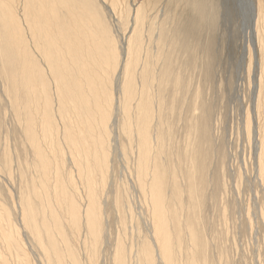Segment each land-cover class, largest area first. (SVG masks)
<instances>
[{"label":"rangeland","instance_id":"1","mask_svg":"<svg viewBox=\"0 0 264 264\" xmlns=\"http://www.w3.org/2000/svg\"><path fill=\"white\" fill-rule=\"evenodd\" d=\"M64 1L86 4L79 12L81 26L91 35L87 53L100 74L109 60L108 82L103 79L99 84L111 100V113L96 264H114L117 249L126 251V263L131 264L130 248L139 251L151 241L155 203L134 189L143 111L148 115L145 132L152 135L153 145L144 162L156 186L158 225L171 264H264V183L258 163L264 146V0ZM24 4L31 13L22 11ZM29 5L27 0L15 5L20 28L13 25L14 34L0 23V260L7 264H43L29 228H38L48 245L53 234L45 233L49 224L44 207L50 202L47 189L51 183L44 171L53 159L52 124L61 133L74 128L67 120L74 106L64 93L67 81L61 73L54 74V62L42 60L37 53L40 40L53 54L44 35L57 28L54 24L62 30L66 13L57 10L53 14V29L39 21L36 4ZM257 14L261 18L258 25ZM29 20H33V31ZM32 32H37L36 39ZM58 64L64 68L62 54ZM154 92L164 98L163 109L156 113ZM91 95L96 105L99 97ZM128 96L132 97L129 137L121 112ZM114 107L118 112L113 125ZM85 109V116L94 119ZM157 119L167 124L162 126L161 144L155 142L160 133ZM62 152L63 174L68 175L75 167L69 153ZM78 203L83 208L85 194L80 186ZM56 231L64 236L68 233L61 223ZM80 234L79 247L89 238ZM57 238L54 241L61 249ZM80 255L78 264H90L82 248ZM137 264L151 263L138 257Z\"/></svg>","mask_w":264,"mask_h":264},{"label":"bare ground","instance_id":"2","mask_svg":"<svg viewBox=\"0 0 264 264\" xmlns=\"http://www.w3.org/2000/svg\"><path fill=\"white\" fill-rule=\"evenodd\" d=\"M20 1L21 0H0V3L2 4L1 5L2 7L1 6L0 7L3 13L2 15L0 11L1 13L0 16H2L0 18V23L4 26H9V29L11 30L9 32H12V34H14V31L11 28L13 25H16L18 28H20L16 20V17L18 18L17 15L19 14L18 7L15 6L19 4ZM27 1H29L30 5H32L33 3L36 4V8L39 11V21L42 24H45L48 26L54 23L53 14H56L57 10H61L62 12L66 13L67 21L63 29L60 30V27H58L57 24H54L55 28L56 27L57 28L54 29L53 25H51V27L54 30L50 31L51 33L46 31L48 33L44 35L45 40L49 43V45H51L50 47L52 48L54 55L50 53L49 50L44 49L42 41H40L39 39H38L39 41L38 40H34V41L36 42L38 41L37 45L39 44V42H41L40 45L38 46V51H37L39 56H41V59L44 61H52L55 63L54 68L57 71L54 70L55 73L54 72L52 73L54 74L58 72L61 73L67 81L66 82L67 90L64 93L69 94L71 98L70 101H72V105L74 106L69 108L68 118L66 115L65 116L67 120L70 119L72 121V124H74L73 125L74 128L70 130L68 129L67 131L63 130L61 133L60 131L58 132V129H57V127L59 126L56 127L54 123L52 124L53 134L51 135V137H53V146H52L53 159H52L51 166L49 165V162L45 164L46 171H44L49 175V177H47V181L48 182L50 181L51 183V186L48 187L47 186L48 183L46 182V180L44 181L46 182V187H48L47 190H50V193H49L50 202L47 203V206L44 207V216L46 218V222H48L49 224V228L48 227L46 228L45 233L46 235L53 234L51 238H48V242H49L48 245H46L45 242H43L44 240L42 241L38 228L34 227L33 229H31L27 226V216L26 215H24V223L30 229L29 231L30 234L33 235L34 233L35 235L34 237H35V240L37 241V248L39 249L41 253L40 257L43 259V264H78V258L79 256H81L80 248H82V251L85 254L88 262L90 264H96V253H97V246L99 244V239H100V234H101V222H102L100 196L106 184V180H105L106 168H107L106 158L108 155V148H109L108 147L109 146L108 145L109 136H107L109 135V133L107 134V124H108L109 116L111 113V108H110L111 100L109 99V97L107 99L105 95L106 92H104L105 93L104 94L101 88V91L103 94L102 96L99 84L102 81L104 82V80L106 81V83L108 82V79L110 76V69H109V63H108L109 60L107 61H105L106 59L104 60L105 64L103 65H105L104 66L105 70L102 69V72L104 71V73L100 74V68L98 67V64L95 63L96 61H94L92 57H89V55L91 54L88 55L87 53L88 49L90 48L89 40H91L90 39L91 35L87 34L85 27L83 28L81 26L82 18L80 17L79 12L83 11L86 5L82 3V1L81 2L79 1L78 3L75 1H64V0H61V1L27 0ZM30 5L29 7L31 8L32 6ZM27 8H28V5H27ZM22 11L26 13L28 12L31 13V11H28V12L26 11L25 4H24V8ZM261 11L259 9L258 13L260 14ZM29 15L31 14H28V16ZM260 20H261L260 15L257 14V20H256L257 22L255 23L258 25ZM25 22L23 21L24 24ZM32 22L33 20L28 21L29 29L33 24ZM31 30H32V27H31ZM35 33L33 34L32 32L33 34L32 37L34 39H36L35 37L38 36ZM56 33L60 35L61 42L64 43V46H62V43L59 41V37ZM48 43H46V45ZM22 44H24V42ZM130 45L131 44L129 40L128 46L130 47ZM53 47H55L56 51L54 50ZM93 49L95 50L96 48L93 47ZM60 54H62L63 59H64V68H61L60 65L58 64V57L60 56ZM102 55L104 54L102 53ZM103 57L104 56H102V58ZM99 58L101 59V57ZM99 58H97V60ZM48 63L44 62V64L46 65H49ZM44 64L42 66H44ZM26 66L28 67V70H29L28 62L26 63ZM126 66L128 67V64L125 65V67ZM127 67L125 68L126 70H127ZM133 73H135L134 68H133L132 74ZM164 73L165 72H163V74ZM40 74L42 77L45 76L43 71H40ZM45 77H47V75ZM31 79L33 78L31 77ZM31 82H33V80ZM175 82L174 84L177 83ZM148 85H150V83ZM141 89H143V86L141 87ZM157 93L158 92H154V99L156 103L154 102L155 111L153 110V113H156L157 110L159 111L163 109V108L161 109V107H163L162 103H163L164 98L163 99L159 98L160 96L158 97ZM50 94L51 93L49 92V97H50ZM91 94L99 97L97 100V104H96L97 106L92 104ZM158 94H160V92ZM125 96H126V91H125ZM100 98H103V100L104 99L107 100V102L106 101L104 102ZM87 100H90L91 103H89V101ZM131 100H132V97L128 96V98H126L125 104H123V107L121 106V112L123 113V116H124L123 118L125 122L123 126V130L128 135V137L130 134L129 133L130 128L132 126L130 122V118H129V115H130V104L129 103ZM68 103H71V102L68 101ZM85 107L86 109L88 108L87 111L89 110L90 114L94 115L95 117L94 119H92L91 118L92 116L90 117V115L85 116V114L88 113V112L85 113V111H84L85 114L83 113V110L85 109ZM140 107H141V103H140ZM73 110L74 111L77 110L78 112H74ZM117 112H118V109L114 107V117L112 121L113 125L116 122L115 113L117 115ZM65 113L67 114V112ZM143 116H144L143 123L140 129L138 130V133H139V144H138L139 146L138 147L140 150L141 159H140L139 167H138L139 175L137 177V182L134 186V189H136V191H140L145 200L149 199L148 197H152V201H154L155 203L153 219L151 222L152 228H151V232L149 236V239L152 242L149 241V243L146 246L141 247L139 251L136 250L135 252H133L132 248H130V250L128 251L129 253L128 258H129V261L131 262L133 260L131 264H137L138 257H142V259L145 261H148L149 259L151 264L152 263L156 264L157 262L162 263V264H171L168 246H167L165 237L163 235L162 228L160 225H158V216H157L158 209L156 207L159 206V201L156 195L157 193H155L156 186H155L154 181L151 180L150 170L147 168V165L144 162L146 153H148L149 150L153 148V145H152V135L150 134L148 130H146L145 132L146 119L148 115L145 114L144 111H143ZM160 118L162 117L160 116ZM153 119H155V117ZM158 120L159 119H157V121ZM53 121H50V123ZM165 124L166 123L164 119H162L161 121L159 120L157 122V125L160 128V133L156 134L155 142L157 141L160 144L162 143V136H163L162 126H165ZM30 129H31V126H30ZM31 135L32 133L30 132V136ZM259 135H260V132H259ZM31 146L35 147V145L34 146L31 145ZM62 150H66V152L69 153L70 155L69 160L71 162V165L75 167L74 169L75 171L74 170L70 171L69 172L70 174L68 175L65 174L67 175L66 177L63 174L64 169H62V165L65 163V160L63 158L64 153L62 152ZM42 154L41 153L39 154L40 158L44 157V155ZM258 163H259V175L262 178V181L264 183V146L260 150ZM49 171H51V173ZM79 186L82 187L84 194H85V204L83 205V208L78 203ZM131 190L132 191L129 194V198L132 201L133 193H134V190L132 187H131ZM42 194L43 193L41 192V196H44ZM43 200L45 201V199ZM60 223L64 225L65 228L68 230V233L65 236L59 235V233H57L56 231V228L57 226H60ZM80 232H84L85 234L89 235V238H87V240L84 241L81 247H79V241H80V235H81ZM57 236H60L61 246H62L61 249L57 247L56 242L54 241L55 239H59L57 238ZM23 250L25 251L26 249H23ZM132 255L134 256L132 257ZM114 261H115L114 264H127L126 263L127 262L126 251L124 252L123 250L117 249L114 254ZM0 264H7V263L3 259H1Z\"/></svg>","mask_w":264,"mask_h":264}]
</instances>
